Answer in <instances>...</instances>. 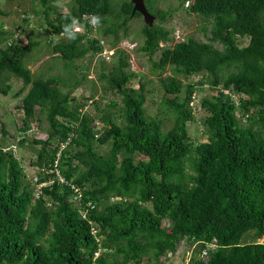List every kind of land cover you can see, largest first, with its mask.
<instances>
[{
    "label": "trees",
    "instance_id": "16d2710c",
    "mask_svg": "<svg viewBox=\"0 0 264 264\" xmlns=\"http://www.w3.org/2000/svg\"><path fill=\"white\" fill-rule=\"evenodd\" d=\"M177 1L211 24L207 41L188 36L175 42L165 25L172 12L152 2L148 9L159 22L142 27L136 48L152 63L163 89L157 112L172 120L167 130L159 114L146 112V82L119 45L129 35L130 20L142 17L131 1L114 11L110 0H74L63 13L52 0H32L33 8L42 7L39 29L49 58L63 61L67 76L35 78L25 58L41 41H21V24L6 30L1 23L0 92H11V76L20 79L13 96L23 93L22 131L33 121L47 125L46 138L29 142L24 136L18 144L35 152L31 164L40 180L54 176L50 169L58 159L68 183L56 180L36 198L21 159L0 142V264H160L183 239L198 246L188 264H264V242L257 239L264 238V0ZM10 13L0 8V16ZM84 14L97 18L96 35L74 32L69 39L65 27ZM244 38L248 43L242 45ZM102 39L113 49L108 58ZM88 54L99 59V78L108 84L103 91L119 95L103 108L94 99L95 87L89 96L70 92L86 78L76 75L75 61ZM195 74L201 79H181ZM222 84L244 93L242 116L221 92ZM205 86L212 91L201 100L207 141L195 143L188 129L195 118L191 95ZM89 100L97 114L88 111ZM119 105L121 123L115 119ZM1 127L7 135L6 125ZM72 185L81 191L79 206ZM214 242L206 258L200 257Z\"/></svg>",
    "mask_w": 264,
    "mask_h": 264
},
{
    "label": "rangeland",
    "instance_id": "374dc122",
    "mask_svg": "<svg viewBox=\"0 0 264 264\" xmlns=\"http://www.w3.org/2000/svg\"><path fill=\"white\" fill-rule=\"evenodd\" d=\"M125 1L131 0H110L112 8L114 11L120 9L121 5ZM147 7L153 10L152 2L155 3L157 8H161L167 11H171V15L168 16V21L165 25L172 30V36L175 38L178 34L181 40L187 38L188 36H193L203 41H207L208 36H210L211 24L207 22L202 16L195 13H188L184 7H178L179 3L177 0H145ZM54 6L56 12L67 13L71 11L74 0H52L51 2ZM187 4H185L186 6ZM0 8L11 12L8 16H0V25L6 30H11L16 28L19 24L21 27L19 29V36L21 41H27L28 37L32 39L40 40L42 44L39 46H33L30 48L26 58L25 64L32 69L33 76L35 78H44L50 75H61L67 76L65 67L63 66V61L56 57H50V46L46 44L44 38V33L39 29V23L42 22L41 10L42 7L33 8L32 0H0ZM38 13V15H36ZM23 15L28 17L30 23L24 22ZM34 17L35 20H32ZM4 22V23H2ZM154 22H159L158 18L154 19ZM2 23V24H1ZM145 25L143 17H133L129 22V35L127 38L122 39L119 43L120 47L126 48L130 52V62L131 69L134 70L138 76L139 80L146 82V92L147 101L145 104V110L147 113L159 114L158 117L163 120V128L165 130L169 129L172 125V120L166 114L162 112H157L161 106V96L163 94V89L159 84L158 77L152 72V63L148 60V57L136 48L142 43V27ZM28 30H25V28ZM25 30V32H24ZM30 32L31 36L28 35ZM43 41V42H42ZM248 43V39L244 38L241 41L242 45ZM107 45V44H106ZM218 48H222V45L215 43ZM47 53V54H45ZM76 65H79V69H75L77 76L86 73V78L82 81V84L74 89H70V92L74 96H89L93 91L92 87H95V98L99 101L100 107H104L109 104L111 100L118 99L119 95L114 93L112 90H107L106 93L103 91L104 87L108 84L105 80H100L99 72L100 66L99 59L92 57L88 54L86 57L76 60ZM106 66H109L107 64ZM81 71V72H80ZM170 70L163 72L169 73ZM202 74H195L190 77L181 76L184 83L194 82L201 79ZM9 82L12 84L11 92L8 95H4L0 92V118L1 122H4L7 127V135L2 134V127L0 124V142L7 144L9 147L14 146L15 156L21 159L25 170L27 172L28 178L26 181H30L38 173V168L31 164V160L36 158L35 152L30 145L21 146L18 144V140L26 136L29 142L32 138H46L47 132L46 123L37 126L36 122H32V128L28 130L27 133L22 131V117L23 112L18 108V104L21 101L20 95L14 97L13 93L17 91L22 86V81L14 76L10 77ZM95 82V84L93 83ZM95 85V86H94ZM133 87L138 86V82L135 80L133 82ZM28 87H26V90ZM24 91V93L26 92ZM196 92V99L194 100V120L188 123V129L191 137L195 143L207 141V135L204 133V126L202 124V118L206 115V111L201 105V100L203 97H210L212 91L209 87L205 86L200 88ZM87 109L93 114H97L96 108L91 101H87ZM122 105H119L118 112L115 116L117 122H122V113L119 110ZM101 150H105L104 145L99 146ZM13 148V147H12ZM254 235L253 231L249 235L244 237V240H250V236ZM259 241H263L264 238H257ZM198 249L196 243H189L185 239L181 240L177 249L174 252L167 253L160 258V264H188L189 258L193 252Z\"/></svg>",
    "mask_w": 264,
    "mask_h": 264
},
{
    "label": "built area",
    "instance_id": "2783aa9c",
    "mask_svg": "<svg viewBox=\"0 0 264 264\" xmlns=\"http://www.w3.org/2000/svg\"><path fill=\"white\" fill-rule=\"evenodd\" d=\"M189 2H187L186 4H188ZM95 18V23H93V19ZM97 26H98V21H97V18L94 16V15H88V14H84L82 16V19L79 20V19H75L73 25H72V30L74 32H79V33H85L86 35H93L95 36L96 35V32H97ZM180 36L178 34H176L175 36V42H178V41H183L185 40L184 38L181 40V38H179ZM101 43L103 44L104 43V50H103V55H105L106 58H108V54H112L113 52V49L111 47L108 46V44L106 45V43L104 42V39L101 40ZM164 45V43H162V46ZM129 51V50H128ZM220 89H221V92L230 98L231 102L234 104V106L236 107V112L238 114V116H242L240 111V106H241V103H240V98H242L244 96V93L242 92H239L237 90H235L234 88L232 87H226L224 86L223 84L220 85ZM196 99V92L194 91L191 95V101H190V104L193 106L194 104V100ZM248 114H246L245 116H247ZM245 119V118H244ZM13 147V150L15 149L14 146ZM15 154V152H14ZM59 154V153H58ZM58 160V159H57ZM56 160L55 162V165L53 168L50 169V172L54 174V176L52 177H48L47 179L45 180H40L39 177L36 176L34 178H31L30 180L35 184V191H34V194H35V197L36 198H40L43 193H44V188L46 186H50L52 185L56 180H58L59 182L61 183H66V179L65 177L62 175V173L60 172L59 168H58V161ZM68 183V182H67ZM72 188L75 192V195L73 197V200L75 202L76 205H80L81 203V198H82V194H81V191L78 187L72 185ZM121 197L120 196H115L112 198V200H120ZM88 205H91V207H93V204L91 202H88ZM80 212L82 213V216L85 217L86 216V210L81 208L80 209ZM95 232V231H94ZM260 242H264L263 241H260ZM216 246L215 242L214 243H207L206 244V247L203 248L201 251H200V257L202 258H206V256L208 255V249L209 248H214ZM100 250L96 253V256H98L100 254Z\"/></svg>",
    "mask_w": 264,
    "mask_h": 264
},
{
    "label": "water",
    "instance_id": "95a60500",
    "mask_svg": "<svg viewBox=\"0 0 264 264\" xmlns=\"http://www.w3.org/2000/svg\"><path fill=\"white\" fill-rule=\"evenodd\" d=\"M131 2L133 3V12H139L144 18L145 24L152 26L156 16L149 11L145 0H131Z\"/></svg>",
    "mask_w": 264,
    "mask_h": 264
},
{
    "label": "clouds",
    "instance_id": "9594fccd",
    "mask_svg": "<svg viewBox=\"0 0 264 264\" xmlns=\"http://www.w3.org/2000/svg\"><path fill=\"white\" fill-rule=\"evenodd\" d=\"M93 23H95V18L93 19L92 21ZM65 33L67 34L68 38L69 39H75V33L74 31L72 30V28L70 26H66L65 29H64Z\"/></svg>",
    "mask_w": 264,
    "mask_h": 264
},
{
    "label": "crops",
    "instance_id": "0c3cea01",
    "mask_svg": "<svg viewBox=\"0 0 264 264\" xmlns=\"http://www.w3.org/2000/svg\"><path fill=\"white\" fill-rule=\"evenodd\" d=\"M2 123H4V122H2ZM2 123H1V124H2ZM4 124H5V123H4ZM5 125H6V124H5ZM6 127H7V125H6ZM6 127H5V128H6Z\"/></svg>",
    "mask_w": 264,
    "mask_h": 264
}]
</instances>
